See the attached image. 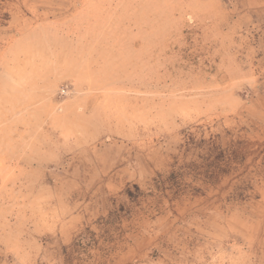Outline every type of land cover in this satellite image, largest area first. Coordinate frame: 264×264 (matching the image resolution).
<instances>
[{"label": "rangeland", "instance_id": "obj_1", "mask_svg": "<svg viewBox=\"0 0 264 264\" xmlns=\"http://www.w3.org/2000/svg\"><path fill=\"white\" fill-rule=\"evenodd\" d=\"M0 264H264V7L0 0Z\"/></svg>", "mask_w": 264, "mask_h": 264}, {"label": "crops", "instance_id": "obj_2", "mask_svg": "<svg viewBox=\"0 0 264 264\" xmlns=\"http://www.w3.org/2000/svg\"><path fill=\"white\" fill-rule=\"evenodd\" d=\"M243 4L247 5L248 8H252L254 4H256L259 7H264V0H243ZM126 170V169H123ZM120 183H125V179L121 178L119 175L113 178V180L109 183L111 186V189L114 190V188H118ZM79 221L77 216H75L71 220V224L66 225L65 227L60 226L58 230H51L53 236H57V239L59 241L63 240H71L72 233L76 230H78L79 227Z\"/></svg>", "mask_w": 264, "mask_h": 264}]
</instances>
